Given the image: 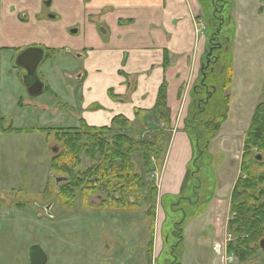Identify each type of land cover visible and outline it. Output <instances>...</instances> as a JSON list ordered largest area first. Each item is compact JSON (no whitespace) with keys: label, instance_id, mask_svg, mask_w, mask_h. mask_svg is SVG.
<instances>
[{"label":"rangeland","instance_id":"obj_1","mask_svg":"<svg viewBox=\"0 0 264 264\" xmlns=\"http://www.w3.org/2000/svg\"><path fill=\"white\" fill-rule=\"evenodd\" d=\"M238 1L240 4L235 0H204L203 2L199 0L203 11L196 18V24L199 33L204 32L207 36L210 32L212 33V36L209 35L210 44H212L211 53L217 43L226 47L229 38L233 41V34L230 31L232 27L235 30L233 10L237 8L245 11L246 7L251 9L256 3L255 0ZM257 24L264 25V17L254 18V21L251 19L250 27L255 29ZM240 41L246 42L244 34L241 35ZM252 42L256 45L262 44L264 37L252 39ZM4 62L6 63L5 60ZM4 62L3 67L6 66ZM253 62L255 67L251 71H246L245 75L241 74V79H250L252 75L258 80L261 76L262 71L256 65L260 66L264 62V53L259 54L257 51ZM13 70L14 72L8 76L6 69H3L6 76L4 79H6L0 86L4 90L1 96V108L6 124L10 122L19 128L50 127L53 132L49 136L38 132L33 134L0 132V196L7 199L0 205V251L2 254L0 264H11L16 259H23L20 242L24 239L28 242L31 239L40 242L48 251L49 264H123L127 260L131 246L137 249V253L145 250L144 242L148 243L150 239V219L146 210L153 203L149 197L139 199L134 195L133 206L116 210L108 199L104 205L100 203L103 199L115 196V191L101 190L97 194L84 196L77 189L73 206L61 200L57 203L53 210L56 215L55 219L35 217L36 208L32 203L43 201L42 194L36 191L41 188V183L46 178L52 184L53 171L50 169L49 160H52L53 155L49 151V146L55 144L59 147V151L64 149L63 142L57 139L54 131L63 127L75 126L78 123L80 126L81 119L85 118L86 112L78 108L82 107L81 84H84V81L78 82L79 72H77V79L73 77L74 79L69 80L74 84L72 86L76 94L63 86V88H58L60 91L58 99L50 97L47 92L31 97L24 88L22 79L24 70L20 67H14ZM38 73L41 78L45 77L43 69H39ZM21 95L23 96L22 103L16 105ZM190 97H192L191 94ZM95 107L94 105L93 108ZM158 125L166 130L163 124ZM99 126L102 125L97 127ZM247 128L248 125L241 132L246 131ZM201 129H203L202 126ZM170 131L171 129L160 134L158 131L134 130L135 135L139 132L136 136L140 139L156 136L164 149L162 165L159 166L157 157L153 158L155 165L158 163L153 173L146 172L142 151H135L131 154L135 171L142 177L149 193L151 194L153 184L158 189L156 198V214L158 212V215L155 220L158 247L156 253L153 254V264H175V262L180 264H264V250L262 249L255 250L251 256L243 260L237 251L228 252V241L232 239V242H238L236 236L238 234L228 229V222L235 213H231L227 198L216 202L217 206L212 205L209 211L205 209L206 205H203L218 190L221 196L226 195L227 192L232 193L231 190L241 172L243 149L234 147L230 151L232 147L230 146V152L222 154L219 151H212L211 153L210 146L207 149L206 144L201 142L202 152L196 159L197 166L200 168L195 176L190 177L186 187L184 183L187 171L197 170V166L193 165L192 158L186 161L187 153L182 152L179 159L173 163L172 174L175 178L169 181L167 174L160 188V173ZM185 131L192 143H195V137L187 130ZM242 140L243 134H239L233 142L237 144ZM256 151H258L256 148L253 149V153ZM197 153L196 149L195 155ZM262 156L264 159L263 154ZM90 160L83 155L79 169L87 170ZM251 172L261 176L264 174V165L255 163L251 167ZM29 175L30 183L27 189L26 181ZM257 190V193L264 190V183H259ZM17 201H23L29 205L18 206ZM195 211H204V214L192 218ZM179 224L185 229V232L183 229L184 244L182 245L177 243L176 230ZM105 241L107 245H104ZM106 246H109L108 249L111 247V252L110 249L106 251ZM130 261L132 260L129 259ZM133 264H147V259Z\"/></svg>","mask_w":264,"mask_h":264},{"label":"crops","instance_id":"obj_2","mask_svg":"<svg viewBox=\"0 0 264 264\" xmlns=\"http://www.w3.org/2000/svg\"><path fill=\"white\" fill-rule=\"evenodd\" d=\"M255 1L251 9L233 10V82L226 89L230 92H225L231 96V103L227 119L209 143L211 153L223 154L234 147L243 149L255 108L264 100V62L256 65L262 71L258 80L252 75L250 79L240 78L255 67L256 52L264 53V43L252 42L264 37V25L250 27L251 19L264 17V0ZM235 2L240 4L238 0ZM202 11L199 0H0V86L6 79L3 69L8 76L14 72L12 61L19 52L29 47H42L45 54L48 49L55 50L54 57L44 59L39 66L45 74L41 78L38 73L40 80L53 91L47 94L58 99V88L63 86L75 93L69 80L77 79L79 72L78 82L84 84H81L82 107L78 108L86 112L84 120L88 125L106 126L116 115L132 120L137 108L153 109L159 89L166 81L172 129L160 173L162 188L167 174L169 181L175 178L173 163L182 152L187 153L186 161L195 156V143L185 131V119L192 101L191 90L200 77L210 43V33L208 36L199 33L196 24ZM242 34L245 43L240 41ZM167 55L169 63L165 67ZM24 88L27 92L25 84ZM2 92L0 87V116L4 117ZM21 100L22 95L16 105ZM246 125L245 133L241 132ZM238 132L243 134V140L235 144L233 140ZM189 172L190 169L185 187ZM219 193L218 190L203 204L207 211L225 198L230 205L231 193L227 192L228 196ZM202 214L204 211H195L192 218ZM156 236L155 228L153 254L158 247ZM146 244L147 241L145 250L138 248L140 253L131 246L127 254L130 258L123 264L147 259Z\"/></svg>","mask_w":264,"mask_h":264},{"label":"trees","instance_id":"obj_3","mask_svg":"<svg viewBox=\"0 0 264 264\" xmlns=\"http://www.w3.org/2000/svg\"><path fill=\"white\" fill-rule=\"evenodd\" d=\"M204 0H202L203 2ZM206 1V0H205ZM206 10V9H205ZM218 30H221L217 27ZM217 30V31H218ZM234 34V27L230 29ZM212 36V33L210 32ZM211 41V39H210ZM212 44L209 43L208 51ZM213 52L206 54L200 77L191 90V104L188 116L185 119V130L196 139L195 150L198 153L193 158V165L197 166L196 159L201 155V142L209 146L212 138L217 134L221 125L229 114L231 96L225 90L233 82V52L232 39L229 38L227 46L217 43L212 48ZM55 50L46 51L45 60L53 58ZM165 67L169 63L168 55L165 57ZM45 90L51 94L49 86ZM155 119V120H154ZM205 120V121H204ZM6 119L0 116V131L3 133H47L53 132L50 127L19 128L12 124L5 126ZM172 129L171 110L167 103V82L164 81L159 89L156 104L153 109L145 110L137 108L134 120L123 115H116L110 125L90 126L81 119V125L76 127H63L55 132V136L63 142L64 149L58 155H54L50 161V169L53 173H63L67 181L59 186L60 200L70 206L74 205L76 190L79 189L84 196H91L103 190L115 191V196L103 199L102 205L107 199L116 210L130 208L134 195L149 197L153 203L146 210L150 219V239L146 244L147 264H153V245L155 236L156 198L157 186L152 185L151 194L145 186L140 174L135 171L131 154L142 151L147 173H153L159 163L162 165L164 149L156 136L138 138L136 131H153L161 134ZM201 126L203 129H201ZM142 127V128H141ZM137 128H140L137 130ZM164 140V139H163ZM258 151L253 153V149ZM208 149V148H207ZM264 151V100L255 108L252 121L246 135L241 163V172L231 193L230 211L235 215L228 222V229L233 230L238 242L228 241L227 250L237 251L242 260L251 256L255 250L261 249L260 241L264 238V190L257 193L258 184L264 183V174L257 176L251 172L255 163H262L255 159V155ZM90 158L87 170L81 171L82 156ZM157 157L155 165L153 158ZM264 160V159H263ZM197 170L190 169V177ZM188 179V180H189ZM187 180V182H188ZM147 189V190H146ZM50 190L53 188L50 186ZM143 195V196H142ZM152 196V197H150ZM261 197H263L261 199ZM137 202V201H136ZM179 245L184 244V234L181 224L176 230ZM183 251V249H182ZM175 264H180L175 262Z\"/></svg>","mask_w":264,"mask_h":264},{"label":"flooded vegetation","instance_id":"obj_4","mask_svg":"<svg viewBox=\"0 0 264 264\" xmlns=\"http://www.w3.org/2000/svg\"><path fill=\"white\" fill-rule=\"evenodd\" d=\"M16 57L12 61V65L14 67H18L15 64ZM44 91H46V90L44 89ZM27 94H28V92H27ZM21 103H22V100L19 102V105ZM4 118H5V116H4ZM10 124H12V123L9 122L8 124H6V122H5V126H9ZM1 133H3V132H1ZM38 133H42V132H38ZM4 134H6V133H4ZM7 134H12V133H7ZM44 134L49 136L47 133H44ZM49 149L48 150L50 151V153L53 156L54 155H58L61 152V150L59 151V147L55 146V144L50 145ZM49 162H50V160H49ZM51 175H52L51 176L52 177V184L50 183V180L48 178H46V179H44V182L41 183V188L36 191V192H39V193L42 194L43 201L42 202L33 201V203H32V204H34V206L36 208V211L34 212L35 213V217L38 218V219L43 217V218H45L47 220H51V219L53 220V219L56 218V215L53 213V210L56 207L57 203L60 201V197L58 195L59 186L62 183H64L65 181H67V177L63 173H52ZM26 183H27V189H28V184L30 183V175H29ZM50 186L53 187V190H50ZM8 188H10V187H8ZM12 188H15V186H12ZM29 189L32 190V188H29ZM32 191H34V190H32ZM6 200L7 199H5L2 196H0V205H1V203H5ZM100 203H102V201ZM17 205L18 206H24V205L28 206L29 204L25 203L23 201H17ZM26 230H27V228H26ZM104 243H105L104 245H107L106 241ZM36 244L39 245L41 247V249L47 254V261L45 262V264H49L50 259H49L48 251L44 248V246L40 242H38V241L35 242L32 239L29 242L27 241V239H24L23 241L20 242V247H21V249L23 251V255H24L23 259H22L23 261L16 259L11 264H39L40 258H39V255L37 254V252H34V253L31 254V247L36 245ZM108 247H107L106 251L109 250ZM1 255L2 254H1V251H0V256Z\"/></svg>","mask_w":264,"mask_h":264},{"label":"water","instance_id":"obj_5","mask_svg":"<svg viewBox=\"0 0 264 264\" xmlns=\"http://www.w3.org/2000/svg\"><path fill=\"white\" fill-rule=\"evenodd\" d=\"M45 59V50L42 47H29L21 51L16 59L15 64L18 67L24 68L23 81L27 88V92L31 97L40 95L45 88V83L42 82L38 76V69L42 61ZM255 159L263 161L261 153L255 155ZM260 247L264 250V238L260 241ZM37 252L40 258L39 264H45L47 261V254L41 249L39 245L31 247V254Z\"/></svg>","mask_w":264,"mask_h":264}]
</instances>
